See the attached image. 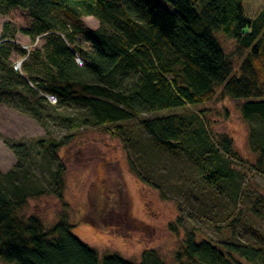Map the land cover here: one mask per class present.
I'll return each mask as SVG.
<instances>
[{"label": "trees", "instance_id": "16d2710c", "mask_svg": "<svg viewBox=\"0 0 264 264\" xmlns=\"http://www.w3.org/2000/svg\"><path fill=\"white\" fill-rule=\"evenodd\" d=\"M10 9L31 20V26L19 32L33 47L26 49L12 36L1 35L0 105L41 126L51 123L67 131L81 126L53 114L73 110L89 118L83 126L111 135L119 132V124L141 115L183 109L182 114L140 118L157 149L171 155L186 146H206L215 156L242 160L250 172L264 178V6L251 21L244 17L242 0H0V15ZM87 17L98 22L97 30L82 24ZM219 35L233 42L237 67L224 52ZM16 60L21 61L19 70H14ZM216 95L241 103V118L249 126L248 145L256 155L253 164L238 157L230 138L209 132L202 109L188 112ZM71 136L38 142L56 164L49 194L60 203L66 167L57 153ZM9 148L23 158L21 146ZM201 158L202 153L195 157L205 184L217 187L229 178L219 168L205 169ZM20 169L16 165L9 173H0L3 263L166 264L154 250H144L138 263L117 255L99 258L72 234L65 214L50 228L36 216L23 218L19 211L27 201L45 191L19 184ZM260 204L261 199L253 203L252 214H259ZM168 229L178 234L177 226L169 224ZM252 235L254 245L216 244L190 234L180 241L173 262L264 264V236Z\"/></svg>", "mask_w": 264, "mask_h": 264}, {"label": "rangeland", "instance_id": "374dc122", "mask_svg": "<svg viewBox=\"0 0 264 264\" xmlns=\"http://www.w3.org/2000/svg\"><path fill=\"white\" fill-rule=\"evenodd\" d=\"M161 4L173 12L168 4ZM242 5L245 19L251 21L264 6V0H242ZM82 24L91 31L98 28V22L90 17L83 18ZM30 26L31 20L24 12L10 9L0 15V38L6 34L12 36L14 43L31 48L32 42L19 32ZM218 41L237 67L239 58L233 42L222 35ZM81 47L88 49L86 44ZM240 104L227 98L220 100L216 95L210 103L188 108V112L202 109L209 132L230 138L238 157L253 164L256 155L248 145L249 126L241 118ZM182 113L185 110L175 109L141 115L119 124V132L111 135L83 126L89 118L73 110L53 114L81 126L67 131L51 123L41 126L0 105V173L5 175L20 165L19 184L26 182L29 189L40 187L45 191L30 198L19 211L20 216H36L50 228L65 214L73 226L72 234L99 258L117 255L133 263L139 262L144 250H154L166 264H174L173 255L180 241L190 234L216 244L230 241L254 245L252 234L264 236V178L250 172L242 160L215 156L203 148L206 146L190 145L167 154L157 149L141 128L140 118ZM66 136L71 137L57 153L66 167L60 203L49 194L56 164L38 142L62 141ZM10 146H21L23 158L17 157ZM198 153H202L200 165L207 170L219 168L229 178L217 187L205 184L195 159ZM257 199H261V204L257 208L259 214L254 215L251 209ZM169 224L177 226V235L169 231ZM85 230L89 236L84 235Z\"/></svg>", "mask_w": 264, "mask_h": 264}, {"label": "built area", "instance_id": "2783aa9c", "mask_svg": "<svg viewBox=\"0 0 264 264\" xmlns=\"http://www.w3.org/2000/svg\"><path fill=\"white\" fill-rule=\"evenodd\" d=\"M77 61H78V60H77ZM78 63H79V61H78ZM14 69H15V70H18V69H19V64H15ZM49 101H50L51 103H54V102H55V100H54L52 97L49 98Z\"/></svg>", "mask_w": 264, "mask_h": 264}, {"label": "bare ground", "instance_id": "6f19581e", "mask_svg": "<svg viewBox=\"0 0 264 264\" xmlns=\"http://www.w3.org/2000/svg\"><path fill=\"white\" fill-rule=\"evenodd\" d=\"M83 233H84V235H86V236H89L90 235V233L89 232H87V230H85V231H82ZM92 235V234H91Z\"/></svg>", "mask_w": 264, "mask_h": 264}]
</instances>
